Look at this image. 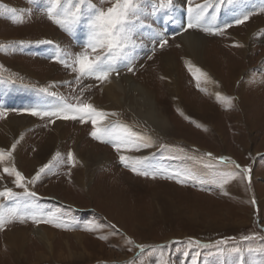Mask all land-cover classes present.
Segmentation results:
<instances>
[{
	"label": "rangeland",
	"instance_id": "1",
	"mask_svg": "<svg viewBox=\"0 0 264 264\" xmlns=\"http://www.w3.org/2000/svg\"><path fill=\"white\" fill-rule=\"evenodd\" d=\"M160 2L140 0L131 40L104 61L103 70L110 74L101 81L66 66L85 51L89 29L84 19L50 18L49 0H0V127L11 119L19 129L0 146L5 153L12 150L10 158L0 160V191L11 188L18 194L0 197V264H264V0H182L187 9L207 3L211 20L219 15L208 28L194 21L183 25L202 37L205 64L216 62L212 71L202 65L199 87L183 41L167 23L169 6ZM112 3L91 0L97 8ZM88 7L86 0L85 11ZM245 15L244 23H235ZM100 51L88 49L90 56ZM166 56L178 76L175 94L163 76ZM235 63L241 73L234 84L227 75ZM208 70L220 75V80L212 78L214 87L201 75ZM116 77L126 85L119 98L130 105H139L142 95L127 86L129 78L148 89L147 97L156 100L157 121L111 97ZM89 103L109 113L97 125L108 129L100 139L91 135L92 117L82 122L81 114L67 110V105ZM33 110L61 116L32 115ZM52 133L56 141L42 149ZM114 143L121 144L119 150ZM122 155L143 159L133 171V160L125 164ZM34 159L39 161L34 166L27 163ZM5 167L22 173L25 187H18ZM163 184L175 187L167 206L153 196ZM170 204L166 217L164 207ZM49 218L53 223L43 222ZM38 227L52 231L49 241ZM22 229L28 237L17 238L16 246L9 234ZM190 240L200 245L189 246Z\"/></svg>",
	"mask_w": 264,
	"mask_h": 264
},
{
	"label": "snow or ice",
	"instance_id": "2",
	"mask_svg": "<svg viewBox=\"0 0 264 264\" xmlns=\"http://www.w3.org/2000/svg\"><path fill=\"white\" fill-rule=\"evenodd\" d=\"M85 3L86 0H49V7L47 9L49 17L54 18L57 15H63L67 20H71L72 22H78L81 19H84L86 22V25L89 29V36L88 41L85 46V51L76 54L75 59L73 61V65H67L68 67H72L73 71L79 72L80 75H96V78L98 80H106L109 76V71L103 70L104 61L111 57L114 53H116L119 50L125 49L130 40H131V32H132V26L138 19L137 12L140 7V0H113V3L110 7L107 9L104 8H97L94 4H91V0H87V3L89 5L88 10L85 11ZM172 3V0H161L160 7H167L170 6ZM209 7L207 3L202 5H196L195 9L192 6H189L188 11L189 13H192L194 10H199L198 15L196 16V19L199 20L203 14L204 11ZM10 11L15 12V9H10ZM249 17L245 15L243 19H237L235 21L236 24L244 23ZM60 22V21H57ZM195 25L193 23H189L188 27H194ZM231 25H225V27H230ZM206 31H209V29H205ZM216 32L222 33L223 30L216 29ZM51 43V42H49ZM166 43V41H163L161 43V47H163V44ZM239 46V45H237ZM4 45H0V48H3ZM88 49H91L92 53H97V50H101L99 54L91 55L88 52ZM66 63V62H65ZM131 71V69H129ZM189 71L193 72L194 77L197 79V87L200 86L199 79L200 77L197 75V73H200V69L193 70V66H189ZM201 75L206 76V73H201ZM46 91V89H45ZM219 97V94H217ZM229 103L227 104L228 107H231V98H226ZM68 111H75L79 114H81V120L83 122L84 117H92V124H93V131L91 132V135L97 139H100L102 135L108 132L107 128H101L98 127V123L101 122L108 114L96 109L92 104H77V105H67ZM32 115H40V116H61L60 112H40L33 110ZM0 115H4L3 113H0ZM112 115H115V113H112ZM64 119H76V115H64ZM128 143H131V141H128ZM144 147H147L148 145H143ZM14 150L16 147V144L13 143L11 146ZM114 147L119 150L121 147V144L114 143ZM5 155L7 157H11V151H8L7 153L4 152V150H0V160H3L5 158ZM211 155V154H209ZM69 160L74 161L73 154L70 152L68 154ZM121 161L125 164L128 163L129 159L133 160V171H136V164H139L143 158H129L126 156L120 157ZM220 160H227L228 158L220 157ZM234 163V162H233ZM48 165H45L42 167L36 175L32 178V182H35V180L39 179L40 174L45 171V168H47ZM237 167H239L237 165ZM3 171L9 175L15 176L14 183L18 187H25L23 181L24 176L22 173H20L18 170L15 169V167H5ZM245 173L248 172V169L243 170ZM147 175V173H142ZM231 177H229L230 179ZM182 182V181H181ZM224 183H227V180L221 181V187ZM28 195H35L34 193H27ZM18 194L13 192L11 188H5L4 190L0 191V197L4 198H12L17 196ZM255 203V201H253ZM22 219V217H21ZM36 223H40V220H37L35 217H33ZM45 223H53V220L51 218L43 221ZM4 221L2 218H0V228L3 227ZM57 227H60L62 225L56 224ZM103 238V237H102ZM245 240L253 239V237H244ZM200 245V241H189V246L192 244ZM223 243V241H218L217 244ZM203 247H208V245H201ZM141 249H143V245L138 246ZM238 251V250H237ZM249 252L256 251L255 249H248ZM187 255V253H185Z\"/></svg>",
	"mask_w": 264,
	"mask_h": 264
},
{
	"label": "bare ground",
	"instance_id": "3",
	"mask_svg": "<svg viewBox=\"0 0 264 264\" xmlns=\"http://www.w3.org/2000/svg\"><path fill=\"white\" fill-rule=\"evenodd\" d=\"M200 5V4H199ZM202 5V4H201ZM188 7V6H187ZM208 8V7H207ZM195 9V7H194ZM169 10L171 11V15H170V18L167 20V23L170 22L171 25H174L176 27V33H178L180 39L183 41V50H184V53L186 54L187 56V62H191V66H193V70L195 69H201L202 65H204L205 67L207 66L205 63L207 62V57L204 56V53L202 52L203 49H202V37L198 36L197 34L195 33H190V32H187L184 30L183 28V25L187 22H191V21H194L196 23H200V25L207 27L208 26H213L216 24V20L218 19L219 15L217 14H213L212 15V20H211V16L208 12V10L206 9L204 11V14L203 16L197 20L196 19V16L198 15V12L199 10H194L192 13H189L188 9L186 8L185 4L182 3V0H175V2L171 3V5L169 6ZM211 20V21H210ZM211 22V23H210ZM198 25V24H197ZM218 25V24H217ZM255 25V24H254ZM261 26V25H260ZM215 27V26H214ZM251 27V26H249ZM170 28V27H169ZM248 29V28H247ZM42 30L41 32V35L43 36H46V32ZM201 34V33H199ZM203 35V34H202ZM249 37V36H248ZM208 39V38H207ZM263 39V38H262ZM260 40V39H258ZM248 43V42H247ZM244 47V46H243ZM242 47V48H243ZM234 48V47H233ZM259 48V47H258ZM249 49V48H248ZM254 49V48H253ZM239 50V49H238ZM241 50V49H240ZM237 52V51H236ZM243 52V51H242ZM245 54V53H244ZM165 57V56H164ZM175 58V57H174ZM164 59V58H163ZM185 59V60H186ZM174 60V59H173ZM209 60V59H208ZM245 60V59H244ZM239 61V60H238ZM209 65L212 64L213 66L211 67L212 69L215 68V60L214 59H211L209 60ZM240 64V63H239ZM208 69L210 71H212V69L207 66ZM162 68L164 69L163 71V76H165L167 78V81H168V84H167V87L169 88V91H172V94H175L176 92H178V76L176 74V71H175V68H174V64L173 62H169V56H166V58L163 60V65H162ZM207 69V68H206ZM18 70V69H16ZM202 70V69H201ZM206 71L205 73L207 74L206 75V79H207V82H211L213 84V87H214V81L212 80V78L214 79H219L220 80V75L218 73H216V71L214 72L213 70V77H211V74H213L212 72L210 71ZM24 71V70H23ZM21 72V71H20ZM29 72V73H28ZM24 71V72H21V73H27L29 74L30 76L34 77V78H37V76L35 75V73L32 71ZM202 72V71H201ZM204 73V72H203ZM240 73H241V68L239 67V65L236 63L235 64H232V67L230 68V70L228 71V75L227 77L231 79V82L232 83H237L238 82V79H239V76H240ZM243 73V72H242ZM174 76L176 78V81L172 82L171 81V77ZM204 76V75H203ZM223 76V75H222ZM246 77V76H245ZM128 80V79H127ZM112 81H114L115 83V86L112 87L111 90H109L111 93V97H116V99H119L121 100V104H128L127 103V100L125 98H123V96L121 98H119V93H125L126 92V85L123 83V81L121 82L120 79L118 77L114 78ZM210 83V84H211ZM126 84L127 86L132 89V90H135L137 92H139L142 97L140 98V102L139 105H130L128 104L130 107H129V110L130 112L132 113H136L134 111H138L137 113L138 114H141V116L143 118H148L149 120L153 119V121L155 122V120L157 121V118L160 116L159 115V112L157 111V104H156V100L154 98H148L147 95H148V89L142 85L140 82L136 81V80H133V79H130L128 81H126ZM220 86V85H219ZM28 87V86H27ZM209 87H212V85H210ZM221 88V87H220ZM118 89V90H117ZM213 92H217L219 91L217 88H211ZM105 91V90H104ZM222 91V89H221ZM224 91V90H223ZM175 92V93H174ZM42 93V92H41ZM232 93V92H231ZM170 94V93H169ZM125 95V94H124ZM224 95V94H223ZM236 95V94H235ZM235 98V97H234ZM109 100V99H108ZM138 100V99H137ZM1 101V100H0ZM110 102V101H108ZM107 104V103H105ZM146 104H148L146 106ZM113 106H118V105H113ZM120 107V106H119ZM118 107V108H119ZM163 107V106H161ZM164 109V107H163ZM106 110V109H105ZM113 111V110H112ZM109 112V111H108ZM120 112V111H119ZM111 113V112H110ZM109 114V113H108ZM14 116V115H13ZM131 116V115H130ZM135 116V115H133ZM162 116V115H161ZM115 117V116H114ZM107 118V117H106ZM112 118V117H111ZM118 118V117H117ZM121 118V117H120ZM135 119V118H133ZM146 121V120H145ZM32 122V121H31ZM60 122V121H59ZM166 123V122H165ZM255 123V122H254ZM106 124V123H105ZM16 123H14L13 121H11V119H9L5 124H1V127H0V146H6L8 145L14 137H16V134L18 132L19 129H17L16 127ZM21 125V124H20ZM60 125V124H58ZM62 125V124H61ZM170 125V121L169 119L167 118V126L169 127ZM165 126V128L167 127ZM52 132L55 130L51 129ZM22 134V133H21ZM56 133H52V135L48 136L47 137V141L44 143V147L42 146V149H44L45 147L47 146H50V144L54 143V141H56ZM13 144V143H12ZM53 148V147H52ZM41 149V151H43ZM9 151V150H8ZM12 151V150H11ZM52 151V150H51ZM76 151V149H75ZM14 152V151H13ZM49 152V151H48ZM85 152V151H84ZM40 153V152H39ZM43 153V152H42ZM79 154V153H78ZM77 154V155H78ZM86 154V153H85ZM38 154H36L37 156ZM34 157V156H33ZM35 158V157H34ZM93 158V157H92ZM79 159V158H78ZM95 160V159H93ZM24 162V161H23ZM36 162L38 163L39 161L34 159L32 161H28L27 163H29L30 165L34 166V164H36ZM13 163V161L11 162ZM25 163V162H24ZM23 163V164H24ZM28 165V164H27ZM19 167V166H18ZM31 169V168H30ZM34 170V169H33ZM22 171V170H21ZM26 172V171H25ZM31 173V172H30ZM26 175V174H25ZM2 179V177H1ZM7 180V179H5ZM12 180V179H10ZM9 181V180H8ZM79 182H81L79 180ZM2 187V186H1ZM156 188V187H155ZM175 187H173V185H170V184H163L161 188H157L155 189L154 193H153V196L154 198L155 197H158L160 198V200H162V203H163V206H167L166 204V200L165 199H170L171 197L169 195H171L170 192H172L173 194V190ZM97 189V188H96ZM164 189H167V190H164ZM150 191V190H149ZM176 193V192H175ZM177 196V195H175ZM172 200V199H171ZM169 201V200H168ZM165 204V205H164ZM175 205V204H174ZM171 206V207H169ZM168 206V209L167 207H164V212L163 215H166V214H169L171 212V209L173 206L172 204H170ZM159 215V214H158ZM170 215V214H169ZM249 215V214H248ZM168 215H166L167 217ZM171 216V215H170ZM165 217V216H164ZM195 218V217H194ZM28 231H24L23 229L22 230H19L17 232H14V233H11L9 234L10 235V238H11V241L12 243H14L16 246H19L20 243L19 241L17 240V238H23V240L27 239L28 237ZM40 235L41 238H43L45 241H49V239L51 238V234H52V231L49 230V229H46L45 227H38V231H37ZM26 235V236H25ZM25 236V237H24ZM16 241V242H15ZM12 249V248H11ZM15 249V248H14Z\"/></svg>",
	"mask_w": 264,
	"mask_h": 264
}]
</instances>
